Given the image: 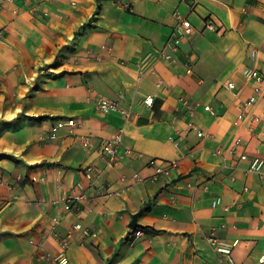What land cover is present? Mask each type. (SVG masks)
Returning a JSON list of instances; mask_svg holds the SVG:
<instances>
[{
  "label": "crops",
  "instance_id": "crops-1",
  "mask_svg": "<svg viewBox=\"0 0 264 264\" xmlns=\"http://www.w3.org/2000/svg\"><path fill=\"white\" fill-rule=\"evenodd\" d=\"M178 15L192 32L176 61H157L139 76L137 61L163 47ZM0 29V264H58L43 254L55 255L69 231L66 264H213L225 256L218 248L237 264H259L264 166L245 173L247 162L227 150L242 136L247 155L264 158V100L248 107L262 118L251 138L246 122L234 124L238 108L225 85L234 82L244 97L252 85L243 69L264 72V0H0ZM179 97L195 103L194 116L183 114ZM101 98L129 117L102 113ZM71 117L79 126L45 139L55 119ZM190 120L205 137L183 133L172 145L169 135ZM118 132L133 152L108 167L100 148ZM151 158L178 167L153 178ZM132 174L147 179L121 180ZM68 195L85 198L63 212L58 202ZM137 213L147 230L129 245ZM77 222L97 232L92 243L71 229Z\"/></svg>",
  "mask_w": 264,
  "mask_h": 264
},
{
  "label": "built area",
  "instance_id": "built-area-1",
  "mask_svg": "<svg viewBox=\"0 0 264 264\" xmlns=\"http://www.w3.org/2000/svg\"><path fill=\"white\" fill-rule=\"evenodd\" d=\"M12 3L15 2H22L24 5L31 2V0H8ZM43 2H47L50 0H42ZM197 1V0H194ZM206 26L210 29L214 28V24L212 21H207ZM4 29H0V38L3 36ZM192 32V26L190 22L183 17L177 16V22L173 26L171 32L168 35V38L163 45L162 48L149 53L145 57L139 59L137 61V68H138V74L139 76H143L147 73L152 72L153 65L160 60H165L169 62H175L176 56L175 53L179 49L180 40L182 37L187 36L191 34ZM105 46H102L104 48ZM251 58L256 59L257 58V49L252 48L250 50ZM191 68H187V72H190ZM243 76L246 80V82H249L252 85L251 93L247 96L243 97V92L240 87H237V85L229 81L226 83L225 87L232 93L233 98L235 100V103L238 108V112L236 115V119L234 121L235 125L240 124L241 122H246L248 127V133L251 138L256 137V126H259L262 118L260 115L255 113H250L248 111V107L252 104H254L259 99L264 100V93L262 92V85L264 84V72L261 69L253 68V67H246L243 69ZM143 102L147 106H151L153 102V98L150 95L145 96L143 99ZM179 102L182 106V112L185 115H188L190 117L194 116L195 114V103L189 100L186 97H179ZM98 109L102 113H119L124 118H128L130 115L129 110L123 109L119 107L118 102L114 99H108V98H101L98 100L97 103ZM203 109L205 111H208L210 113H213V109L210 105H204ZM79 126V123L73 118H58L55 119L52 124L50 125L48 132L45 136V139L47 140H53L56 138L57 133L62 128H71ZM185 134L186 136L190 133H193L196 137H205V132L197 126L194 121H187L185 123V127L180 130L178 128H175L173 133L169 135V141L172 145L178 146L182 134ZM82 144L85 147H89L91 145L90 137L85 136L82 138ZM239 152V160L246 161L247 165L244 169L245 173H257L261 174L262 169L264 166V158L261 157L258 154H254L252 156H248L245 152V145L243 141L242 136H238L235 138L233 144L229 147L227 150L228 154H233L234 152ZM133 150L124 145L121 139V133L118 132L110 139L104 141L100 148V155L101 160L105 164V166H114L117 163L123 161L124 159L128 158ZM148 164L152 167H154L155 173L153 174V178H155L157 175H171V173L178 167L177 160H167L164 162L163 165H157V160L154 158H151L148 161ZM92 170L93 167H89L87 171L85 172V177L87 179H92ZM147 178L141 177L138 174H132L130 176L123 175L121 177L122 181L128 182L129 185H132L137 182H143ZM80 187H83L81 183H78ZM120 193L119 191H105V196H118ZM85 198L84 195H68L62 199H60L59 208L63 212L70 211L73 206L76 203H79L83 201ZM221 202L220 196H215L211 200V205L217 206ZM2 203H0V209H1ZM227 208L225 207V210ZM60 223V217L55 216L52 218V228L54 229L57 225ZM224 226V225H221ZM74 231H79L84 239H87L92 243V240H94L97 237V232L93 229H90L89 227L83 226L80 222L74 223L72 228ZM144 230L140 228H129L128 232L126 234V241L129 245H135L139 239L143 236ZM71 231H69L66 235L58 239L59 244V251L55 255H51L49 253L43 254V257L46 259H49L53 262H56L58 264H66L67 263V250L70 246V238ZM209 241H214L212 237L208 238ZM30 242L32 244L40 245L39 242H36L32 239H30ZM220 252L224 253V259H219L217 262L213 264H237L234 258L230 255L228 249H220L218 248ZM257 262L259 264L264 263V252L261 253L259 256Z\"/></svg>",
  "mask_w": 264,
  "mask_h": 264
},
{
  "label": "water",
  "instance_id": "water-1",
  "mask_svg": "<svg viewBox=\"0 0 264 264\" xmlns=\"http://www.w3.org/2000/svg\"><path fill=\"white\" fill-rule=\"evenodd\" d=\"M137 215H138V213L137 214H134L133 216H132V220L130 221V223H129V227H131V228H135V227H137Z\"/></svg>",
  "mask_w": 264,
  "mask_h": 264
},
{
  "label": "trees",
  "instance_id": "trees-1",
  "mask_svg": "<svg viewBox=\"0 0 264 264\" xmlns=\"http://www.w3.org/2000/svg\"><path fill=\"white\" fill-rule=\"evenodd\" d=\"M137 228H140L142 230H147V227L141 226V225H137Z\"/></svg>",
  "mask_w": 264,
  "mask_h": 264
}]
</instances>
